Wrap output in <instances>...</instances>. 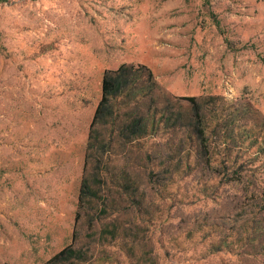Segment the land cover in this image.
Masks as SVG:
<instances>
[{
  "label": "rangeland",
  "instance_id": "374dc122",
  "mask_svg": "<svg viewBox=\"0 0 264 264\" xmlns=\"http://www.w3.org/2000/svg\"><path fill=\"white\" fill-rule=\"evenodd\" d=\"M0 264H264V0L1 4Z\"/></svg>",
  "mask_w": 264,
  "mask_h": 264
},
{
  "label": "trees",
  "instance_id": "16d2710c",
  "mask_svg": "<svg viewBox=\"0 0 264 264\" xmlns=\"http://www.w3.org/2000/svg\"><path fill=\"white\" fill-rule=\"evenodd\" d=\"M7 2L8 0H0V5L5 4ZM125 68L126 67L123 65L116 71H107L105 72L102 78L100 100L95 108V111H94V114H93V117H92V120L89 126L87 155L84 161V171L86 170L87 165H88V158H90L89 154H91V152L95 150L93 151V154H94V152H96L97 146L102 147L104 150L106 148L111 147L113 143L112 140L114 139L116 132H119L120 137H122L123 132L127 131L128 129L133 128V129H136L135 131H138V129L141 130V123L139 121H136L134 123H131V122L126 123L127 121L126 122L124 121L121 124H118L117 120L119 119L118 117L115 116L113 117V120H111V124H109V130L107 131V134L105 136L106 139L102 135H98V133L93 131L96 125V122L102 116H104V114L106 113L105 111L109 108L110 103L111 102L115 103V100L120 95V93H127V95L133 96V97L141 96L139 95L140 93L139 90L141 88H139L138 80H135L133 84L127 83V80H126L127 72L125 71ZM145 72L148 76V82H153L151 72L148 71L147 69H145ZM185 99L189 102V106L193 114L192 117H194L195 119V123H196L195 125L197 127V134L198 136L201 137L203 136V128H202L203 126L202 118L203 117L201 114V108L196 102V99L194 97L185 98ZM136 102H138V100ZM111 119H112V116H111ZM143 126L146 130L148 129L146 124H144ZM139 138H141V136L138 137V139ZM91 159H94V158H91ZM96 161H97V164L99 165L103 163V153L96 158ZM92 189H93L92 184L90 183V181L85 175L82 179L81 188L79 192L78 201L80 204H82V202L84 201L86 193L92 191ZM71 251L72 249L70 247L65 248L64 250L56 254L51 259L50 263L61 262L62 258L66 259V257H68L66 256V254H68Z\"/></svg>",
  "mask_w": 264,
  "mask_h": 264
}]
</instances>
